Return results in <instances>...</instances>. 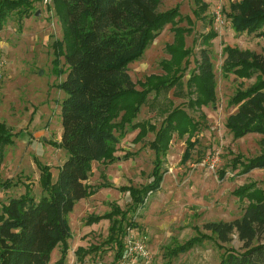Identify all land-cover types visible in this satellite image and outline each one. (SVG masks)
I'll use <instances>...</instances> for the list:
<instances>
[{"label":"trees","instance_id":"1","mask_svg":"<svg viewBox=\"0 0 264 264\" xmlns=\"http://www.w3.org/2000/svg\"><path fill=\"white\" fill-rule=\"evenodd\" d=\"M164 0H54V10L64 28V42H58L55 61L64 58L67 68L60 88L66 96L61 102L62 135L58 146L67 153L59 168L56 180L47 165L39 164V183L42 193L33 194L30 186L18 197H11L0 205V264H52V252L61 245V256L53 264H67L68 240L72 230L68 214L81 199L90 197L102 188H116L128 193L132 204L122 209L111 203V210L93 215L89 224L110 220L106 245H115L114 260L123 250V236L127 227L138 225L130 216L137 208L145 206L149 196L161 187L162 165L175 136L187 137L188 148L184 160L190 157L193 138L200 130V122L184 108L174 107L157 129L155 125L135 122L149 96L157 99L171 89L183 90L185 75L183 60L189 56L185 49V29L179 26V7L160 11ZM195 14L206 18L207 4L196 0ZM232 27L237 32L264 35V0H240L231 5ZM16 12L21 18L34 11L33 0H0V27ZM211 20V19H209ZM213 22V20H212ZM174 29V41L167 45L170 59L161 61L163 75L150 74L144 81H133L129 65L139 60L146 49L168 25ZM213 24V23H212ZM218 37L213 27L202 36L204 47L200 51L196 71L186 82L189 106L201 108L216 99V77L210 43ZM224 74H234L241 79L255 82L247 88H238L230 98L236 107L226 122L235 138L249 133L263 135L262 152L244 160L236 156L235 166L242 172L264 168V54L236 46L224 47ZM186 62V61H185ZM139 86V87H138ZM139 129V135L154 131L151 147L155 152V165L151 180L142 187L117 186L106 180L98 185L88 181L94 162L110 164L117 160L120 139ZM15 134L7 124L0 122V168L4 161L5 147L13 143ZM128 158V157H125ZM1 184V183H0ZM9 182L2 187H10ZM241 201H247L242 215L232 221H211L204 228L223 243L232 241L234 234L244 243V251L228 250L220 264H264V189L256 181L244 184L233 192ZM211 236L196 235L183 244L166 247L168 264L173 258L201 245ZM102 245L75 251L83 262L89 254H104Z\"/></svg>","mask_w":264,"mask_h":264},{"label":"rangeland","instance_id":"2","mask_svg":"<svg viewBox=\"0 0 264 264\" xmlns=\"http://www.w3.org/2000/svg\"><path fill=\"white\" fill-rule=\"evenodd\" d=\"M53 1L45 4L42 0H33L35 12L32 15L21 18L13 12L0 27V57L6 60L0 79V122L6 123L15 134L13 143L5 147L0 168V205L23 194L26 186L39 197L42 189L38 165H47L56 180L67 158L66 151L58 146L62 135L61 102L66 96L60 88L66 75L60 70L64 71L67 65L57 54L59 59L55 61L56 44L64 42V28ZM204 1L207 7L202 15L206 18L196 16V0H164L161 4L160 11L179 7L178 25L185 29L184 48L190 50L183 60L184 86L182 91L174 88L157 99L151 94L135 119V122L150 123L158 129L174 107H181L200 122L190 157L184 160L187 137L175 136L162 165L160 189L149 196L145 206L138 207L135 213L130 212L138 225L134 229L150 245L153 264H168L164 254L166 247L173 248L201 234L211 237L173 258L170 264H220L228 250L244 251V243L237 234L231 242L223 243L205 229L204 224L232 221L242 215L247 201L233 194L239 186L256 181L264 189V168L242 172L241 167L233 163L236 156L248 160L260 154L263 135L249 133L235 138L226 127L228 116L236 111L230 98L238 88L253 84L256 76L241 79L234 74H224L222 69L226 45L264 54V35L237 32L232 27V18L227 13L231 12V5L240 0ZM212 27L218 33L209 46L217 84L216 99L214 103L194 109L189 106V99L196 94L188 93L186 82L196 71L204 47L202 36ZM173 41L174 29L168 24L144 55L129 65L133 81H144L150 74L163 75L161 61L171 58L167 45ZM139 132L137 129L120 139L115 162H94L90 184L102 183V172L107 181L117 186L142 187L151 180L155 165L151 143L155 132L141 135ZM7 181L11 186L2 187ZM111 203L127 209L132 201L128 193L102 188L78 201L68 214L72 237L68 240L67 264L112 263L115 245L105 244L111 221L87 222L93 215L110 211ZM97 245H102L104 254H89L83 262L75 255L79 246L87 249ZM60 256L61 245L53 250L51 263Z\"/></svg>","mask_w":264,"mask_h":264},{"label":"built area","instance_id":"3","mask_svg":"<svg viewBox=\"0 0 264 264\" xmlns=\"http://www.w3.org/2000/svg\"><path fill=\"white\" fill-rule=\"evenodd\" d=\"M43 3L49 4L52 0H42ZM6 65V60L0 57V79L2 77V69ZM135 227H127L123 236V250L118 260H114L111 264H153L154 255L148 241L141 237L134 229ZM115 255V254H114Z\"/></svg>","mask_w":264,"mask_h":264}]
</instances>
